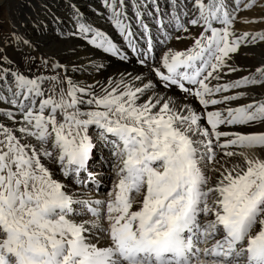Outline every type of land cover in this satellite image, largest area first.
I'll use <instances>...</instances> for the list:
<instances>
[{"label":"snow or ice","instance_id":"obj_1","mask_svg":"<svg viewBox=\"0 0 264 264\" xmlns=\"http://www.w3.org/2000/svg\"><path fill=\"white\" fill-rule=\"evenodd\" d=\"M101 7L96 58L0 49V264H264V0Z\"/></svg>","mask_w":264,"mask_h":264},{"label":"bare ground","instance_id":"obj_2","mask_svg":"<svg viewBox=\"0 0 264 264\" xmlns=\"http://www.w3.org/2000/svg\"><path fill=\"white\" fill-rule=\"evenodd\" d=\"M2 1L3 0H0V4L2 3ZM84 1L85 0H82L83 2L82 4L74 5L73 3H71V0H22L21 7L19 8V14L17 15L16 20L10 21L13 22L15 39L12 40L9 39L10 41H7L5 44L4 41L2 46L0 42V49L4 50L9 55V58L16 61L21 67L25 66L23 64V61H25L28 56L35 58L45 57L50 60L57 59L60 60L61 62L71 61L75 63V62L87 60L89 57L96 58L99 55H102L101 53H98L96 50L92 48L81 47L83 42L72 36L68 41H61L59 38L60 33L62 32L61 29H64V33L62 34H65V31H67V34H70L71 31L73 30V23L66 24L65 22H63L61 18L56 16L57 13L52 11V9L50 8L51 5L56 8L58 5L62 10H64L65 8H69L71 5H74L75 9L79 11L82 18H87L89 22H91L98 28L107 32L110 36H112V38L116 37L119 40V43H121L120 37L115 33V31L112 29L110 24L107 22L106 19H104V16L102 15L103 9L101 7V0H97L98 1L97 4H99L97 5V7L89 6L93 8L94 12L92 14L90 13L88 16L84 15V13H82L83 11L81 12L82 7L85 5ZM46 11L53 12L52 13L53 17L51 16V20L54 26L50 28L45 26V28L39 27L35 29L37 25H34L33 27L35 29V32L33 33L31 31H28V26H29L28 23L34 21L35 18L37 20V23L38 21H42L40 17V12L44 13ZM259 14L261 13L258 10L255 14L250 13L249 15H259ZM237 27H242V26L237 25ZM54 32H55V36L53 35ZM33 38L34 40L32 41ZM23 41H27L28 43L25 44L23 43ZM40 46H42L44 49L50 52L44 54L40 53L39 52ZM50 48H56L55 49L56 53L53 54ZM74 48L76 49V51H73ZM47 54H51V55H47ZM251 56L252 57H245V59L247 63H249L250 65L252 64L254 65L258 63L260 59L264 58V50L259 49V51H256L255 55H251ZM104 63L108 65V68L104 74L105 76L109 74H117L118 72L124 71L125 69H127L128 71H132L134 68L135 69L139 68V65H136L135 63L124 64L118 59H115L110 56L105 57ZM93 167L99 169L100 165L98 162L94 161ZM102 174H106V172L101 171L100 175L103 176ZM106 176L107 175H105L104 177Z\"/></svg>","mask_w":264,"mask_h":264},{"label":"rangeland","instance_id":"obj_3","mask_svg":"<svg viewBox=\"0 0 264 264\" xmlns=\"http://www.w3.org/2000/svg\"><path fill=\"white\" fill-rule=\"evenodd\" d=\"M3 1L1 3L2 5L0 4V42H1V46L3 45V42L4 41H5L4 42V44H5L7 41H10L12 39H15V37L12 35L14 33V30H13V28H14L13 22H10V21L16 20L17 15L19 14V8L21 7V4H22V0H3ZM160 2L162 3V2H164V0H160ZM71 3H73L75 5V4H82L83 2H82V0H71ZM97 3H98L97 0H85L84 1V4L85 5L82 7L81 12L83 11L82 13H84V15H86V16H88L90 13L92 14L94 12V10H93L92 7H95V6L97 7V5H99ZM74 5H71L69 8H65L64 10H62L60 8V6H58V5H57V8L56 7H53L51 5L50 8L52 9L53 12L57 13L56 16L59 17V18H61L63 20V22H65L66 24L67 23L70 24V23H73V21L75 19L74 13L75 12H79L78 10L75 9V6ZM89 6H92V7H89ZM53 12H51V11L50 12L49 11H46L44 13L43 12H40V17H41L42 21H38V23H39L38 24L37 23V20L35 18L34 21L29 22L28 23L29 24L28 31H31V32L34 33L35 32V29H37L39 27L40 28H45V26H47L49 28L50 27H53L54 25H53L52 20H51V16H52V13ZM255 13H251V14H255ZM129 14L131 15V9H129ZM70 16H72V17H70ZM34 25H37L35 27V29L33 27ZM61 31L62 32L60 33V36H59L60 40L61 41H68V40H70L71 35L70 34H67V31H65V34H62V33H64V29H61ZM53 35L55 36V32H54ZM113 39L117 43H119V40L116 37H113ZM33 40H34V38L32 39V41ZM175 47L177 49H181V48L184 47V45L182 43H175ZM55 49L56 48H50V50H51V52H53V54L56 53ZM256 51H259V49L254 50L255 54H256ZM39 52L42 53V54H44V53H49L50 51H47L42 46H40ZM47 55H51V54H47ZM251 55L252 54L250 53L248 57H252ZM237 62L239 64L245 65V66L250 65L249 63H247L245 57L238 58ZM241 102H244V101H241ZM102 175L105 176V175H107V173L106 174H102ZM105 190H107V189L105 188Z\"/></svg>","mask_w":264,"mask_h":264}]
</instances>
